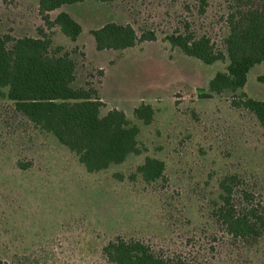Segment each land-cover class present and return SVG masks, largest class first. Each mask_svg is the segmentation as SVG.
<instances>
[{
    "label": "rangeland",
    "instance_id": "374dc122",
    "mask_svg": "<svg viewBox=\"0 0 264 264\" xmlns=\"http://www.w3.org/2000/svg\"><path fill=\"white\" fill-rule=\"evenodd\" d=\"M176 1L153 4L149 21L169 27L170 22L156 20L164 18V9L179 11L182 0ZM37 8L38 0H0V33L36 36L38 28L44 29ZM59 12L76 20L81 33L71 43L53 27V46L81 49L85 61L79 78L90 74L105 111L121 110L139 128L142 151L123 164L87 173L52 135L14 115L12 104L0 95L3 263L26 254L41 264H109L101 247L120 236L200 264H264V238L247 248L218 232L209 218L217 180L225 175L242 177L264 204V130L222 97H197L225 64L204 65L160 39L122 52H98L90 31L110 21L126 23L129 17L120 2L66 5L51 12L50 20ZM261 75L264 63L249 71L243 91L253 99L264 97L257 83ZM142 102L155 109L148 126L132 116ZM145 157L164 162L163 182L147 185L137 175L129 179ZM19 161L32 168L18 169Z\"/></svg>",
    "mask_w": 264,
    "mask_h": 264
},
{
    "label": "trees",
    "instance_id": "16d2710c",
    "mask_svg": "<svg viewBox=\"0 0 264 264\" xmlns=\"http://www.w3.org/2000/svg\"><path fill=\"white\" fill-rule=\"evenodd\" d=\"M158 1L162 0H38L44 29L38 28L36 36L0 33V95L12 104L14 115L52 135L87 173L123 164L142 149L139 128L123 111H105L90 74L79 78L78 70L84 68L85 61L81 49L53 46L49 35L53 27L71 43L81 33L80 24L65 12L50 20L51 12L66 5L120 2L125 7L129 17L126 23L110 21L90 31L98 52H122L160 39L204 65L224 63V69L215 73L205 89L198 90L197 97H222L264 130V97L253 99L243 91L249 71L264 63V0H182L179 11L164 9L165 20H156L171 25L157 28L149 19L150 7ZM257 83L264 88V75L257 77ZM154 114L152 105L144 102L132 110V116L145 126L151 124ZM16 167L29 169L32 164L19 161ZM164 171L163 161L145 157L129 179L137 175L147 185L157 184L164 181ZM209 208V218L218 232L232 242L238 240L252 248L264 238V204L237 174L217 180V196ZM100 255L109 264H200L177 255L164 256L140 239L120 236L107 241ZM39 261L22 254L14 255L8 264H41ZM0 264H4L1 259Z\"/></svg>",
    "mask_w": 264,
    "mask_h": 264
}]
</instances>
